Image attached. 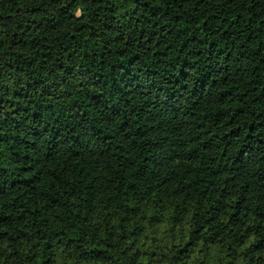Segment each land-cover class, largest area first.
<instances>
[{
  "label": "trees",
  "instance_id": "1",
  "mask_svg": "<svg viewBox=\"0 0 264 264\" xmlns=\"http://www.w3.org/2000/svg\"><path fill=\"white\" fill-rule=\"evenodd\" d=\"M0 264H264V0H0Z\"/></svg>",
  "mask_w": 264,
  "mask_h": 264
}]
</instances>
